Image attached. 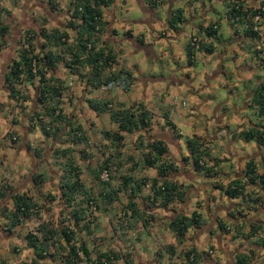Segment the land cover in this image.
<instances>
[{
    "label": "crops",
    "instance_id": "0c3cea01",
    "mask_svg": "<svg viewBox=\"0 0 264 264\" xmlns=\"http://www.w3.org/2000/svg\"><path fill=\"white\" fill-rule=\"evenodd\" d=\"M219 1L225 5L224 11L227 16L231 40H224V37L222 38L221 34L216 31V20H209L208 18V11L214 9L212 0H180L182 5L176 7H174L175 0H166L165 3L160 0H148L147 2L132 0V5H136L143 13L138 21H134L139 23L135 28L131 27L129 19L116 17L117 0H112L109 5L103 8L102 20L106 24L101 33L103 37L101 35L100 38L102 42L105 38L102 46L106 50H111L115 56V61L124 66L126 70L130 68L134 77L130 88L127 89L131 91L129 93L131 97L125 96V92L122 93L119 90V85L116 90L119 97L117 101L127 105L138 100L151 112L153 135L164 140L168 155L176 164V170L172 171L171 178L180 184L182 190H186L184 195L188 197L186 202H179L175 199L160 208H153L151 210L154 216L153 220L147 226L140 224L139 227L145 235L143 238H141L142 233L140 236L137 235L132 247L130 245L131 262H128L123 256L124 251H127L126 246L115 244L114 250L120 255L116 259V264L127 262L131 264H188L182 254L188 248H193L199 253L202 264H237L238 257L243 260V264H264V234L261 230L264 225V145H258L254 140H245L242 136L245 130L254 124L263 122L262 117L257 114V105L253 103V100L256 99L257 85H264V64L262 63L264 60V11L258 22L256 34L245 35L243 34L244 24L233 23L228 16L226 8L229 0ZM1 2L12 10L10 5L4 4L3 0ZM240 2L242 8L247 9V11L253 10L260 4L264 5V0H240ZM178 8L181 9L180 21L175 24L174 28L169 27L167 19L171 17L172 11L174 12ZM160 11H162L161 16L158 14ZM198 18H201L202 21L195 23ZM209 23L215 24V34L212 37L214 44L209 42L213 46L212 51L208 53L204 49L198 48V42H203L211 37L203 34L204 30L202 29ZM142 27L146 32L145 34ZM120 32L121 36L118 39L117 34ZM191 37L196 38V41L191 46L190 63H187L186 52L183 55H177L173 46L178 47L175 45V41L184 42L186 46ZM220 37L221 41L219 42ZM121 39L124 43L119 45L118 42ZM216 41L220 45L219 48L215 46ZM107 42L110 45L118 44L121 49L117 45L119 50L112 51L113 49L105 46ZM164 43L167 44L166 49L169 51L161 49ZM156 44H158L157 50L160 51V56L166 54L167 51L170 53L172 62L167 66V69L171 71L169 75L142 77L139 75L140 71L137 70L134 73V64L124 63L126 56L134 51H141L146 58L157 60L159 56L156 54ZM127 46L129 49H126ZM228 52L232 53L229 57L231 59L227 58L224 64V58ZM1 53L2 49H0ZM195 54L202 60L203 68L199 69L198 74L191 75L189 74V67L193 66ZM182 59H185L186 63H181L178 66L177 62H181ZM230 65L233 66L232 70H227V66ZM111 67L110 69L115 70L118 64L113 63ZM178 67L187 69V71H182L181 79H178L174 74ZM233 76L236 78V84L238 82L243 83V89L241 88L239 95H237L236 85L233 84ZM158 80L162 86L165 85V90L159 86L160 92H158L156 85L159 83L152 87L154 82ZM79 86L78 99H85L86 93L91 87L85 85L86 89L84 90V82H80ZM203 86L209 89L212 87L215 90L220 87H230L232 88L230 96L234 100L237 97V100L242 101V103L239 106L237 103L231 102L229 97L218 103L215 101L219 99L213 101L208 97L201 98L198 94ZM0 90L6 94L4 89L0 88ZM184 92L189 94L190 105L188 107H185L187 103L181 99V94ZM157 94L162 98V107L158 106L155 100ZM134 95L136 96L133 97ZM242 97L243 99H241ZM5 100L4 96H0V103ZM3 110L0 105V123L6 125L2 128L0 124V135L8 126L6 124L8 118H4ZM227 110L231 112L228 116ZM164 116L174 124L175 132L171 131L164 123ZM26 119V115L22 114L20 122ZM182 122L187 126L184 136L181 135L182 131L179 128V123ZM10 127L16 129L14 124H11ZM17 128L23 132L17 145L3 148L6 151L2 150V147L0 148V184L7 185L10 191L19 189V191H25L29 195L36 194L39 197L41 196L39 191L42 185L33 186L26 179L33 165L38 168L39 162L35 160V163L33 154L24 147L23 143L27 137L28 129L22 124ZM158 134H165V137H160ZM191 137L203 140L199 158L201 163L208 167L209 172L207 174L194 170L191 167L190 157L186 162L182 160V156L188 155V147L185 141ZM249 141H252L254 145H251ZM211 143H213L212 146ZM43 144L44 141L40 145ZM40 145L37 144L36 148ZM214 147L215 150H219L218 157L211 156V150ZM19 154L28 157L32 166L27 173L19 170L17 176H14L17 178L10 177L5 166H10ZM216 158H219L220 161L218 160V162ZM9 159L10 161L7 162ZM223 160L229 165L221 163ZM248 162L252 165V173H249L253 177L252 181L248 179V173H246ZM39 165L41 166V164ZM146 171L150 177L155 175L154 169L148 168ZM233 180L236 183L233 184ZM14 182L17 184L14 185ZM214 184L221 185V189L214 188ZM233 185H238V188H241L238 195H230V188ZM214 190L218 193H214ZM3 202V199L0 198V210ZM194 209L200 214L201 222L195 227L187 228L182 239H176L167 228V222L179 212L189 216ZM205 217L206 220H204ZM157 219L162 223L161 228L158 226ZM7 220L0 213V264H18L20 260L28 261L30 250L26 247L23 239V248H19L16 253L17 257L9 255L8 258L2 260V251H12L11 247L16 245L14 243V234H16L14 229L18 230L21 225L20 222L13 227L14 231L12 229L8 231ZM129 231L130 228H127V236H129ZM111 236L112 234H110V238ZM169 243L174 244L172 255L164 249V246ZM110 245L111 243L108 248Z\"/></svg>",
    "mask_w": 264,
    "mask_h": 264
},
{
    "label": "trees",
    "instance_id": "16d2710c",
    "mask_svg": "<svg viewBox=\"0 0 264 264\" xmlns=\"http://www.w3.org/2000/svg\"><path fill=\"white\" fill-rule=\"evenodd\" d=\"M1 1L0 49H2V53L0 59L4 63L8 62V65L6 68L3 67L4 74L0 78V88L5 90L8 98L16 99L19 93L17 84L26 81L33 83V79H36V83L32 86L33 105L25 115L29 123L37 122L42 133L50 136L52 141L47 148L44 144L38 148L31 146L26 142V139L23 144L27 151L32 150L33 157L40 159L38 162L42 166L46 165L44 164L46 162L44 152L48 149L50 151L48 154L55 159H61L62 164L60 176L55 177L51 173L44 174L45 169L42 168V171H38L33 165L26 179L33 186L52 183L54 179L59 190L60 205L70 208L66 224L57 227L55 224L41 222L37 224L33 232L25 231L22 234L26 247L30 250V259L28 261L20 260L18 264H44L45 261L50 260L48 257L52 258V255L55 256V253H60L63 250L65 253L61 256L62 264L80 262L83 264H115L120 255L114 250V246L123 244L127 247L129 239L126 229L133 224L134 218L140 219L141 224L147 226L153 220L154 216L151 211L153 208H160L175 199L179 202H186L188 197L184 195L186 190H182L180 184L171 178L172 171L176 170V164L168 155L164 140L153 134L140 135L148 130L152 120L151 112L138 100L127 105L118 103L112 109L108 99L87 96L83 101L95 116L107 112L109 121L115 125V129L103 130L102 135L113 142V146L118 148L123 145L121 143L123 132L131 134L134 148L144 150L141 156V167L154 169L155 175L132 177L129 174H119L120 182L116 187H113L107 180H102L99 177L103 170L109 174L110 165H113L114 168L120 166L121 162L114 163V160L111 159L113 155L108 152L106 157L97 160L94 164L87 165L85 163L84 165L85 172L101 185L100 190L94 194L90 187H83L79 177L80 171L74 168V158L78 157L83 160L85 158L84 149L89 144L82 126L72 117V114L68 115L63 111L60 100H62V94L67 93L68 86L59 76L56 77L58 70L61 67L66 68L69 74L75 75L77 80L84 82V90L86 89L85 85L96 88L102 82L116 83L127 90L134 80L132 72L115 61L111 50L104 49L102 44L105 41L102 42L99 37L106 24L102 20L103 8L109 5L112 0H66L63 9H60L58 0H34L37 1V3L33 2L34 5L41 7L42 10L40 19L36 21L35 18H28L22 10L19 13L21 17L18 16L17 20L24 24L11 21L12 10L3 5ZM260 6L262 15L264 5L260 4ZM227 7L231 22L244 24L243 34H256L257 30H252L251 18L257 13L258 8L244 10L240 0H229ZM180 11L179 8L172 11L171 17L167 19L169 27L174 28L175 24L180 21ZM60 14L68 15L65 22ZM46 23L51 24L46 27ZM10 26H13L11 31ZM202 29L207 36L213 37L215 34L214 23H209ZM12 35L14 46L10 44L11 41L7 40ZM198 43L199 49H204L208 53L212 51V45L202 41ZM191 46L192 44L189 43L185 46L188 56L187 63H190ZM113 63L118 64L115 70L110 69ZM262 63L264 64V60ZM83 93L85 92L83 91ZM253 103L257 105V114L262 117L263 122L254 124L245 130L242 136L245 140H254L258 145H264V85H257L256 99L253 100ZM43 119H47V121L44 122ZM164 119V123L171 131L175 132L174 124L166 116ZM15 123V121L12 122V124ZM15 131L14 129L6 131L13 142L17 137V140L21 139ZM59 143L62 145L60 146ZM79 143L82 144L81 148L78 146ZM185 143L189 156H182V160L186 162L190 157L191 167L194 170H203L207 174L208 167L204 166L199 158L203 140L191 137L187 138ZM116 154L119 156L121 149H118ZM246 168L248 179L252 181L253 177L249 175L252 173V165L248 162ZM232 183L236 182L233 180ZM142 186L148 188L145 195L140 194ZM213 187L221 189L222 186L214 184ZM238 187V185H233L230 188V195H238L241 192V188ZM120 191L127 192L121 217L124 220L111 226L110 247L98 251L92 258L85 238L92 234L93 221L95 220V216L92 214L93 210L99 208V203H103L106 205L105 207L111 205L118 199ZM48 193H46L47 196H51ZM0 198L4 201L0 213L8 219V231L20 224L22 219L39 215L37 208L40 207L38 204L40 197L36 194L29 195L19 189L10 191L7 185L0 184ZM200 222V214L194 209L189 216L181 212L174 215L167 222V228L176 239H182L187 228L195 227ZM14 230L16 232L14 237H17L18 230ZM51 244L53 246L52 253L47 249V246ZM11 249L19 251L15 246H12ZM164 249L172 255L174 244H166ZM182 254L188 264H202L199 253L193 248L184 250ZM237 264H243V260L239 257Z\"/></svg>",
    "mask_w": 264,
    "mask_h": 264
},
{
    "label": "rangeland",
    "instance_id": "374dc122",
    "mask_svg": "<svg viewBox=\"0 0 264 264\" xmlns=\"http://www.w3.org/2000/svg\"><path fill=\"white\" fill-rule=\"evenodd\" d=\"M64 1L66 0H58L59 2V6L60 9H63L65 7V3ZM132 0H117V5L115 7V11H116V17L120 18V19H129L131 22V27L135 28L139 25V23H136L134 21H138V18L141 17L142 10H140L139 8H137L136 5H132ZM143 2H147L148 0H142ZM152 1V0H151ZM162 3H165L166 0H160ZM180 0H175V4L174 7H176L177 5H180L181 3L179 2ZM204 1H208V0H204ZM213 3V7L214 9L211 11H208L207 15L209 20L211 19H215L216 20V31L217 33L221 34V37L225 40H231L229 37L230 33L228 31V24H227V16L225 14V5L224 3H222L219 0H212ZM33 2L34 0H3V3L6 5H10V7L12 8V13L13 16L12 18L16 20V22L18 21V16L20 17L19 13L24 10V14H26V16L28 18H35L36 21H38V19H40L42 10L41 7L39 6H35ZM24 5V8L22 9ZM121 5V6H118ZM159 5V4H158ZM182 5V4H181ZM228 8V7H227ZM226 8V10H227ZM161 12H158L159 16H161ZM60 17L63 19V22H65L64 20H67L68 15L67 14H60ZM207 20V19H206ZM202 20L201 18H198L195 20V23H200ZM260 21V20H259ZM258 21V22H259ZM18 23L24 24L21 21H18ZM51 23H46V27H48ZM126 24V22H125ZM236 25V24H234ZM13 26H10V31ZM20 27V26H18ZM138 29V28H137ZM144 28L142 27V31L145 34L146 32L143 30ZM186 31V28L184 29ZM171 32V31H170ZM198 32V31H197ZM199 33V32H198ZM204 34V33H203ZM102 35V34H101ZM101 35H99V37L101 38ZM118 39L121 36V32L119 34H117ZM103 37V35H102ZM221 37L219 42L221 41ZM11 38H8V42L10 41ZM105 39V38H104ZM103 39V40H104ZM206 39V38H205ZM179 41V40H178ZM203 42H207V44H210L209 42H212L214 44V39L212 37L207 38L206 40H204ZM217 42V41H216ZM215 42V46L217 48H219V43ZM123 39H121L118 44L122 45ZM117 44V45H118ZM117 45H110V43H106L105 46L108 48L113 49L112 51L119 50ZM118 45V46H119ZM175 45H177L178 47L175 48V46H173V50L177 51V55H183L185 54V49H184V42H176L175 41ZM111 46V47H110ZM157 46L158 44H156L155 46V50L157 51V55L159 56V58L157 60L154 59H148L145 57L144 53L141 51H134L130 54H128L126 56V58L124 59V63L128 64L129 62L134 64L135 66V70L134 73H136V71H140L138 74L141 75L142 77H147V76H166L170 74V70L167 69V66L171 64L172 60H171V56L170 53H168V49H166L167 44L164 43L161 47V49H166L168 50L166 54H161V56L159 55L160 51L157 50ZM120 48V46H119ZM129 49V47L127 46L126 49ZM121 49V48H120ZM219 52V51H218ZM234 53H236L235 51H233ZM232 53L228 52L227 56L224 58V64L226 59H231L229 58L230 55ZM121 57V56H120ZM182 64L186 63L185 59H182L181 62H177V65L180 66ZM3 64V61L0 59V68ZM231 64V63H230ZM233 66H227V70H232ZM112 68V67H111ZM203 68L202 65V60L200 59V57L195 54L194 55V63L193 66L189 67V71L191 75H195L199 73V69ZM113 70V69H111ZM128 70L131 71V69L129 68ZM187 71V69H185L184 67H178L174 74L176 75V77L178 79L182 78V71ZM132 72V71H131ZM229 74H231V71H229ZM59 76V78H61L63 80V82L65 84H67L68 89H67V93L64 92L61 96L62 101L61 102V106L63 107L64 113L65 114H74L73 118L82 126V129L85 131V135L88 139V144L89 146L86 148L85 147V158L83 160L79 159L78 157L74 158L73 162L75 164L74 168L75 170L77 169V171H80L79 177L83 183V187L84 188H91V192H93L94 194L100 190L101 185L98 184V182L94 181L90 175H88L85 172V168L84 165L85 163L87 165H91L94 164L97 160L102 159L104 157H106L108 155V152L111 153L113 155V157L111 158L112 160H114V163H116V161H120V166L118 168H114L113 165H110V172L109 174L105 173V172H101L99 177L102 180H107L108 183L110 185H112L113 187H116V185L120 182L119 179V174H129L132 177H141V176H146V177H150L146 172V169H143L141 167L142 164V152H144L143 149H137L134 148L133 142H132V138H131V134L129 133H124L123 134V138L121 143H123L122 146H119L118 148H116V146H113V142H110L108 138L104 137L102 135V131L103 130H114L115 129V125L112 124L109 121V118L107 117V112H102L99 113L97 116L93 115V113L91 114L90 109L86 106L85 102L83 101V99H78L79 93H80V80H77L75 75H71L66 71V68L61 67L59 72L56 74V77ZM103 77V76H102ZM234 82L233 84L236 85L237 87V95L240 94V91L243 89L242 82H238L236 81V78L233 76ZM36 83V79H33V83H30L28 81L26 82H21L19 84H17V89L19 90V93L17 94V98L16 99H12V98H8L6 96V94H4V92H2V90H0V96L1 97H5L6 100L2 101L0 103L2 109H4V118H8L6 124H8L7 129L3 130L2 135H0V148L2 147V150H5L3 148L5 147H10L12 146H16L17 142H18V137L14 142L11 140V137L9 134H6V131L8 129H11L10 125L12 124L13 121H15L16 123L14 124L15 126V132L17 133V136L22 138V131L20 128H17L20 124H22L23 126H25L28 131H27V137H26V142H28L29 144L31 143V146H36L37 144H41L42 141H44V145H46L45 147L47 148V146L49 144H51L52 138L50 136H46L45 134L42 133V131L39 129V125L37 122L33 121V123H29V120H21L22 114H26L27 112H29V110L31 109V106L33 105L32 103V94H33V84ZM159 83L158 85H156V89L158 90V92H160V89H158L159 86H162L160 84V80L154 82V84L152 85V87H155V84ZM118 84H113V83H101L99 84L97 87L98 89L95 88H89L88 92L86 93V96H96L100 99H108L111 102V106L110 108H115V106H117L116 104H118L119 102L118 100V96L116 93V90L118 88ZM91 87V86H89ZM242 88V89H241ZM162 89L165 90V85L162 86ZM232 88L228 87H220L218 90H215L214 88H207L206 86H203L201 88V90H199V94L200 97H208L210 100L215 101V99H219L218 101H215L216 103L222 101L223 99H225L226 97H229L230 101L233 103H237V105H241L242 101H238L237 97L235 98V100L233 99V97L230 96V93ZM119 90L123 93L125 96H128L129 98L131 97L129 95V93H131V91H128L124 88H122L121 86H119ZM133 93V91H132ZM135 94V93H134ZM165 94V91H164ZM25 97H22V96ZM136 95H134L133 97H135ZM218 97V98H217ZM25 98V99H24ZM181 99H183V102H186L187 104L185 105V107H188V105H190V98H189V94L188 93H182L181 94ZM243 99V97L241 98ZM157 101V105L162 107V98L160 97V95H156V99ZM155 101V102H156ZM127 103V102H125ZM232 104V103H231ZM60 105V102H59ZM64 105V106H63ZM230 110V109H229ZM229 110H227V116L231 114V112H229ZM71 112V113H70ZM229 120V119H226ZM42 121H47V119H43ZM189 123V122H188ZM2 128L6 127V125L4 123H0ZM153 124V120L152 122L149 124L148 130H146V132L141 133L140 135H152V127L151 125ZM13 125V124H12ZM179 128L182 131L181 135H185V131L187 129V126L185 123H179ZM1 131V128H0ZM160 137H165V134H158ZM44 139V140H43ZM249 143L251 145H254V143L252 141H249ZM59 145L61 146L62 143H59ZM213 145V143H211V146ZM78 146L81 148L82 144L79 143ZM251 147V146H249ZM183 148V145H182ZM121 149V154L118 156V154H116L117 150ZM6 151V150H5ZM30 152L32 153V150H30ZM46 153V154H45ZM49 149L46 150L44 152L45 159L46 162L44 164H46L45 166H40L38 164V171H42V168L45 169L44 170V174L48 173V175L51 173L53 174L55 177L60 176V174L62 173V164H61V159H55L53 156L51 157ZM212 155L214 157H218L219 156V150H215V147L211 150ZM115 155V156H114ZM117 157V158H116ZM217 161L219 160V158H216ZM33 160L35 162V160L39 161L40 159H37L36 157H33ZM49 160V161H48ZM10 161L7 160V162ZM220 161V160H219ZM218 161V162H219ZM49 162V163H48ZM36 163V162H35ZM34 163V164H35ZM221 163H225L227 165H229V163H226V161H221ZM4 166V165H3ZM31 162L29 160L28 157H26L24 154H19L15 161L13 163H11L10 166H5L7 172H8V176L10 177H14L17 176V173L19 170H21L24 173H27L30 168H31ZM200 173H205V171L201 170ZM150 174V173H149ZM151 174H153V172H151ZM17 178V177H14ZM55 180L53 179L52 183L48 182V183H44L42 184V188L39 191L41 196H39L40 198H38V204L40 205L39 208H37V212L39 215L36 216H32L30 218L27 219H22L21 221V225L18 227V231H17V237H15L14 239V243L16 244L15 246L19 249V248H23V238H22V234L25 231H34L37 224L38 223H50V224H55L57 227H60L64 224H66V218H67V214H68V210L70 208H64L60 205L59 201V190L56 186V183H54ZM17 182H14V185H16ZM208 190V189H207ZM148 188L147 186H145L143 188H141V193L142 195L147 194ZM47 192H49L48 194H50L52 196V198H50L51 196H47ZM214 193H218L217 191H213ZM127 196V192H123L120 191L118 193V199L116 201H114L111 205H109L108 207H105L106 205H104L103 203H99V208H96L95 210H93V215L95 216V220L93 221V227H92V234L91 236H87L85 238L86 243H87V247L90 250V256L93 258L95 256V254L98 251H103L106 250L111 242V238H110V234L112 231V225H115V223H118L119 221H123L124 218L122 217V209H124V205H125V197ZM159 219H161L160 217H158ZM157 219L158 222V226L159 228H161L162 223L160 222V220ZM204 220H206V217L204 218ZM140 219L138 218H134L133 219V224L129 227L130 231H129V236L128 239L130 242L127 243V247L126 250L124 251L123 256L126 258V260L128 262L132 261V251L130 249V245L132 247V243H134V241L136 240L135 238H137V235L140 236V234L142 233V237L145 235L144 231L142 229H139L140 227ZM262 233L264 234V225L263 228L261 229ZM159 229H158V233H159ZM153 233H155L153 231ZM94 243V244H93ZM92 245L93 248H92ZM47 249L49 250L50 253H52L53 250V246L48 245ZM8 250V249H7ZM17 251H2L1 257L2 260L4 258H8L9 255H11L12 257H17ZM60 252V251H59ZM65 253V251H61L60 253H55L56 255L51 257L50 260H47L44 262V264H62V259L61 256ZM131 254V255H130ZM8 260V259H7ZM77 264H83L82 262L77 263ZM116 264V261H115ZM120 264V263H119Z\"/></svg>",
    "mask_w": 264,
    "mask_h": 264
},
{
    "label": "built area",
    "instance_id": "2783aa9c",
    "mask_svg": "<svg viewBox=\"0 0 264 264\" xmlns=\"http://www.w3.org/2000/svg\"><path fill=\"white\" fill-rule=\"evenodd\" d=\"M256 8H258L257 13L255 15H253L252 18H251V21H252V30H258V21L261 19V16H262L260 14V12L262 11V7L259 5ZM195 41H196V38L191 37L189 43L190 44H194ZM103 172H105V171L103 170Z\"/></svg>",
    "mask_w": 264,
    "mask_h": 264
},
{
    "label": "water",
    "instance_id": "95a60500",
    "mask_svg": "<svg viewBox=\"0 0 264 264\" xmlns=\"http://www.w3.org/2000/svg\"><path fill=\"white\" fill-rule=\"evenodd\" d=\"M10 41H11L10 44H11L12 46H14V43H13V35H12ZM7 65H8V62H5L4 65L2 66V68H1V70H0V78H1V77L3 76V74H4V69H3V67L6 68Z\"/></svg>",
    "mask_w": 264,
    "mask_h": 264
},
{
    "label": "flooded vegetation",
    "instance_id": "af4514ba",
    "mask_svg": "<svg viewBox=\"0 0 264 264\" xmlns=\"http://www.w3.org/2000/svg\"><path fill=\"white\" fill-rule=\"evenodd\" d=\"M20 15V14H19ZM21 17V16H20ZM11 21H13V22H15L16 20H14L13 18H12V20Z\"/></svg>",
    "mask_w": 264,
    "mask_h": 264
}]
</instances>
